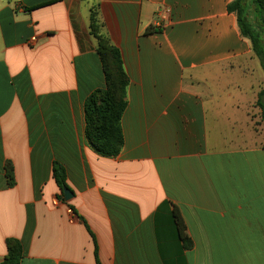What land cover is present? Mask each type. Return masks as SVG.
Masks as SVG:
<instances>
[{
  "label": "crops",
  "instance_id": "0c3cea01",
  "mask_svg": "<svg viewBox=\"0 0 264 264\" xmlns=\"http://www.w3.org/2000/svg\"><path fill=\"white\" fill-rule=\"evenodd\" d=\"M231 1L0 0V262L15 237L19 264H264V72ZM101 34L128 77L115 156L85 136Z\"/></svg>",
  "mask_w": 264,
  "mask_h": 264
},
{
  "label": "trees",
  "instance_id": "16d2710c",
  "mask_svg": "<svg viewBox=\"0 0 264 264\" xmlns=\"http://www.w3.org/2000/svg\"><path fill=\"white\" fill-rule=\"evenodd\" d=\"M227 10L233 12L239 33L246 38L253 55L257 58L264 72V0H232ZM100 25L96 20L91 22V30ZM152 30V28H150ZM105 86L92 92L84 102L85 136L89 145L103 156H115L122 145L121 115L125 109V88L128 77L123 68L119 50L109 42L104 34L96 35ZM255 105L259 108L260 121L264 128V81L257 93ZM53 178L62 192L66 187L65 170L57 162L53 164ZM8 185L12 184V167H5ZM177 236L183 241V248H189V241L184 233V223L176 208L172 212ZM6 255L0 264H19L23 254L22 243L15 237L5 239ZM94 254L97 259L96 247ZM97 264L98 261L96 260Z\"/></svg>",
  "mask_w": 264,
  "mask_h": 264
},
{
  "label": "rangeland",
  "instance_id": "374dc122",
  "mask_svg": "<svg viewBox=\"0 0 264 264\" xmlns=\"http://www.w3.org/2000/svg\"><path fill=\"white\" fill-rule=\"evenodd\" d=\"M254 107L256 108V112H252V119H253V121H254V125H255V129L256 130H259V132H258V135H259V146H262V145H264V141H263V139H262V137H263V125H262V123H261V121H260V117H259V108L258 107H256V105H254ZM262 155L261 154H259V157H261Z\"/></svg>",
  "mask_w": 264,
  "mask_h": 264
},
{
  "label": "water",
  "instance_id": "95a60500",
  "mask_svg": "<svg viewBox=\"0 0 264 264\" xmlns=\"http://www.w3.org/2000/svg\"><path fill=\"white\" fill-rule=\"evenodd\" d=\"M62 192H63L65 200H68L71 197V195H72L67 187H64Z\"/></svg>",
  "mask_w": 264,
  "mask_h": 264
},
{
  "label": "built area",
  "instance_id": "2783aa9c",
  "mask_svg": "<svg viewBox=\"0 0 264 264\" xmlns=\"http://www.w3.org/2000/svg\"><path fill=\"white\" fill-rule=\"evenodd\" d=\"M165 11L167 12V10L165 9ZM160 11L158 10L157 13H159Z\"/></svg>",
  "mask_w": 264,
  "mask_h": 264
}]
</instances>
